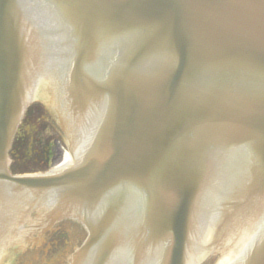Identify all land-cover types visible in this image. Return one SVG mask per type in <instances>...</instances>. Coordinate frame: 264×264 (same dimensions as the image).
<instances>
[{
	"label": "water",
	"instance_id": "obj_1",
	"mask_svg": "<svg viewBox=\"0 0 264 264\" xmlns=\"http://www.w3.org/2000/svg\"><path fill=\"white\" fill-rule=\"evenodd\" d=\"M46 67L80 141L67 165L11 176ZM28 201L87 227L79 264H201L216 240L264 264V0H0V254Z\"/></svg>",
	"mask_w": 264,
	"mask_h": 264
},
{
	"label": "flooded vegetation",
	"instance_id": "obj_2",
	"mask_svg": "<svg viewBox=\"0 0 264 264\" xmlns=\"http://www.w3.org/2000/svg\"><path fill=\"white\" fill-rule=\"evenodd\" d=\"M53 95L52 87L45 86L24 115L11 148L14 174L45 171L62 160L64 136L51 106ZM42 215L35 213L33 220L38 221ZM86 236L80 223L64 220L47 231L41 243L34 244L35 236L31 234L25 235L20 243L31 240L30 246L41 249L43 258L38 264H68L69 256Z\"/></svg>",
	"mask_w": 264,
	"mask_h": 264
},
{
	"label": "bare ground",
	"instance_id": "obj_3",
	"mask_svg": "<svg viewBox=\"0 0 264 264\" xmlns=\"http://www.w3.org/2000/svg\"><path fill=\"white\" fill-rule=\"evenodd\" d=\"M215 229V224L214 223H208L207 226L205 227L204 234H203V239L205 242H211V235ZM220 254V263L219 264H228L230 263L233 259H235L237 256L240 254V249L234 245L230 244L223 250L219 252Z\"/></svg>",
	"mask_w": 264,
	"mask_h": 264
},
{
	"label": "rangeland",
	"instance_id": "obj_4",
	"mask_svg": "<svg viewBox=\"0 0 264 264\" xmlns=\"http://www.w3.org/2000/svg\"><path fill=\"white\" fill-rule=\"evenodd\" d=\"M32 251V250H31ZM29 248H18L11 264H37ZM219 257L217 253L211 254L205 264H218Z\"/></svg>",
	"mask_w": 264,
	"mask_h": 264
}]
</instances>
